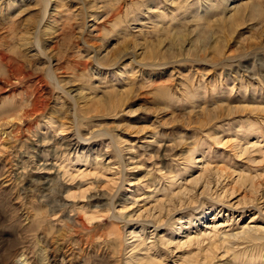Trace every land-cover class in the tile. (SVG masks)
I'll return each instance as SVG.
<instances>
[{"label":"rangeland","instance_id":"obj_1","mask_svg":"<svg viewBox=\"0 0 264 264\" xmlns=\"http://www.w3.org/2000/svg\"><path fill=\"white\" fill-rule=\"evenodd\" d=\"M0 264H264V0H0Z\"/></svg>","mask_w":264,"mask_h":264}]
</instances>
